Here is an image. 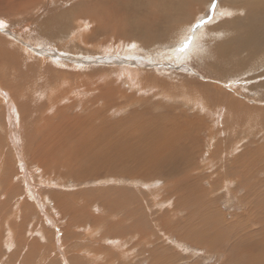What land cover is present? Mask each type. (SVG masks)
I'll list each match as a JSON object with an SVG mask.
<instances>
[{"label":"rangeland","instance_id":"rangeland-1","mask_svg":"<svg viewBox=\"0 0 264 264\" xmlns=\"http://www.w3.org/2000/svg\"><path fill=\"white\" fill-rule=\"evenodd\" d=\"M35 1L0 0V18L6 20L0 26V264H264V59L254 60L250 71L236 70L229 79L227 75L218 76L216 81L210 72L193 66L191 59L180 62L174 56L158 61L148 59L164 54L165 48L177 43L185 29L180 31L176 25L170 30L174 38L161 45L145 46L132 38H122L119 42L115 39L117 34L112 42L103 30L90 35L97 30V25L89 19L91 13L102 15L98 12L102 9L93 0ZM221 2L224 1L209 0L201 6L202 18L197 25L205 26L200 30L213 28L219 22ZM176 17L179 18V14ZM173 23L169 21L167 27ZM161 24L166 21L156 25ZM112 32H116L114 28ZM213 40L209 48L215 50V44L222 40L216 43ZM117 48L128 52L117 53ZM261 53L264 58V51ZM134 57H141L137 63L140 70L151 73L149 78L144 74L141 78L136 76L140 83L136 88L141 92L133 91L139 93V99L131 103L122 100L120 107L116 105L97 115L98 110L107 107L99 108L100 99L107 103L101 86L117 75L107 68L116 67L114 62L119 59ZM216 59L211 52L207 54L208 61H204L215 63ZM111 74L113 77L103 79ZM184 75L215 85L220 91L212 94H217L218 100L221 96L224 102L230 97L240 113L228 112L219 104L223 109L207 110L212 116L206 119L205 107L202 108L198 98L196 102L191 100L188 108L182 102L170 100L175 90L162 87L159 80L177 82L183 80ZM133 80L136 79L131 78ZM121 83L126 85L127 81ZM130 83L131 89L134 84ZM81 88L87 91L81 92ZM113 88L120 89L117 85ZM76 89L79 93L74 91ZM99 89L101 95H98ZM151 102L158 107L152 108ZM131 108L142 113L137 115L139 119L148 118L150 131L151 115H166L160 120L163 119L164 127L168 126V136L179 141L174 139L175 146L184 138L183 134L179 137L174 132L180 131V124L200 120L202 126L190 124L192 130L198 127L193 138H188V133L184 139L185 145H191L192 155L183 157L184 161L179 160L177 166L163 165L166 171L162 166L151 176L149 173L146 176L142 169L143 175H137L102 165L96 147L99 133L106 137H102L103 143L118 140L122 130L116 128L109 132L103 129L105 122L117 121V127L126 125L122 123L123 115L133 114ZM150 108L151 113H148ZM79 131L86 134L90 131L89 137L81 139L85 136H77ZM91 141L96 153L89 148ZM227 145L235 159L245 151L256 153H250L245 161H236L237 167H234L230 165L231 152L225 149ZM92 154H96L95 157ZM243 176L250 180L241 184ZM224 178L231 179L228 188L235 191L233 200L226 199ZM210 208L213 211L206 213ZM242 248L250 253L241 254Z\"/></svg>","mask_w":264,"mask_h":264},{"label":"bare ground","instance_id":"bare-ground-1","mask_svg":"<svg viewBox=\"0 0 264 264\" xmlns=\"http://www.w3.org/2000/svg\"><path fill=\"white\" fill-rule=\"evenodd\" d=\"M6 1V0H5ZM64 1V0H63ZM87 1V0H86ZM209 0H93L94 4L96 6H99L102 10H98V12L102 13L101 17L98 15H95V13H91V18L92 22H94L97 25V30H92V34L90 35H95L96 33L100 32L103 30L105 33V36L109 38V40L114 39V35L117 34V37L115 39H118L119 42L120 40L126 39V38H132L135 40H138L139 43L141 41L142 45L149 46V44H164L167 41H169L171 38H174L170 33H171V27L176 25L180 31L182 29H185L183 32H181V36H179L177 43L174 46H169L170 48H165V53H161L157 56L148 58L151 61H158L159 59L163 60L162 58L165 57V59H168L172 56L175 57V60L178 62L182 61L183 59L192 60V65L198 67L201 70L208 71L212 74V76H215L216 81L220 77H225L227 75V78L229 79V75H233V72L236 70H246L250 71L253 67L254 64L252 63L254 60H260L261 58V51H264V0H223L224 2H221V10H220V20L219 22L213 26V28H204L203 30H200L201 27L205 26H198V22L201 20L202 14L200 13V9L203 7L202 5L205 6V3L208 2ZM4 2V1H3ZM37 2V0L35 1ZM39 2V1H38ZM50 2V1H49ZM33 3V2H31ZM243 3L245 5H243ZM1 4V3H0ZM93 4V5H94ZM199 4V6H198ZM48 5V4H47ZM50 5V4H49ZM88 5V4H87ZM92 5V9L95 7V5ZM202 6V7H201ZM200 7V8H199ZM22 8V7H21ZM39 8V7H38ZM43 8V7H42ZM86 10V9H85ZM39 11V10H38ZM84 11V10H83ZM89 12V11H88ZM94 12V11H93ZM221 12H224L223 14ZM243 13L241 15L240 13ZM41 13V12H40ZM45 14V13H44ZM86 14V12H85ZM177 14H179V18H177ZM201 15V16H200ZM218 15V14H217ZM222 15V16H221ZM3 16V15H2ZM99 18H95V17ZM197 17V19H193L194 17ZM1 17V16H0ZM32 16H30L31 18ZM33 18V17H32ZM39 18V17H38ZM34 19V18H33ZM2 21H6L3 18H0ZM12 20V19H11ZM188 20V21H187ZM22 21V20H21ZM20 21V22H21ZM32 21V20H31ZM30 21V22H31ZM34 21V20H33ZM36 21V20H35ZM39 21V20H38ZM166 21V24H161V25H156L159 22ZM169 21H173V25L168 26L167 24ZM190 21V22H189ZM90 22V21H89ZM211 23L213 21H210ZM209 22V23H210ZM13 23L15 21L13 20ZM24 23V22H23ZM207 23V24H209ZM5 24V23H4ZM8 24V23H7ZM93 24V23H92ZM94 24V25H95ZM206 24V25H207ZM25 25V23H24ZM39 25V24H38ZM36 26V25H35ZM92 27V25H90ZM89 26V28H90ZM211 26V25H210ZM78 27V26H77ZM80 27V26H79ZM82 27V26H81ZM36 28V27H35ZM38 28V27H37ZM112 28L115 29L116 32H112ZM39 29V28H38ZM37 29V30H38ZM81 29V28H80ZM92 29V28H90ZM47 30V28H46ZM78 30V29H77ZM196 30V31H195ZM36 31V30H35ZM81 31V30H80ZM78 31V32H80ZM91 31V30H89ZM88 31V33H89ZM205 31H207L205 33ZM76 32V31H75ZM178 32V31H177ZM49 33V32H48ZM174 33V32H173ZM182 33L184 35L182 36ZM41 34V33H40ZM45 34V33H44ZM57 35V34H56ZM175 35V34H173ZM55 36V34H54ZM208 36V37H207ZM53 38V37H52ZM76 38H79L78 36ZM176 38V37H175ZM212 38H214L213 41L218 42L221 41L217 44H215V50L212 48H209L210 43L212 42ZM87 39V38H86ZM174 40V39H173ZM89 41V40H88ZM124 41V40H123ZM113 42V40H112ZM125 42V41H124ZM184 42H187V47L181 51L182 44ZM68 43V42H67ZM66 43V44H67ZM133 43V42H132ZM131 43V44H132ZM168 43V42H167ZM174 43V41H173ZM73 44V43H72ZM72 44H67V45H72ZM120 44V43H119ZM127 44V43H126ZM134 44V43H133ZM138 44V43H137ZM214 44V43H213ZM212 44V45H213ZM64 46V45H63ZM66 46V45H65ZM124 46V45H123ZM69 47V46H66ZM65 47V48H66ZM125 47V46H124ZM64 48V50H66ZM75 48V47H74ZM133 48V47H132ZM160 48V47H159ZM162 48V46H161ZM76 49V48H75ZM117 53H127L128 51H122V49L117 48ZM68 50V48H67ZM150 50V49H149ZM73 51V50H72ZM81 51V50H80ZM151 51V50H150ZM130 52V51H129ZM214 52L215 55L217 56L216 62L215 63H206L204 59L206 60L207 54ZM110 55V54H109ZM123 55V54H122ZM121 55V56H122ZM107 56V55H106ZM112 56V55H111ZM116 56V55H115ZM118 56V55H117ZM116 56V57H117ZM147 56V55H146ZM211 56V55H210ZM264 56V55H262ZM87 57V56H86ZM113 57V56H112ZM120 57V56H119ZM173 57V58H174ZM212 57V56H211ZM102 58V57H101ZM215 58V57H214ZM122 59V58H121ZM141 60V57H134L133 59H122V60H117L114 62L117 66L116 67H110L107 68L111 72L116 71V76L108 75L106 78H103L104 80L108 79L110 76L112 80L108 82L107 84L104 83L101 86L102 93L100 92L101 90L99 89V94L103 96L104 99H106L107 103H102L100 100L98 101L99 108L105 107L104 110L100 109L97 111V115H101L104 111H108L112 109L114 106L118 105L120 107V103L123 102L122 100L129 101L130 103L132 101H136L137 94L135 91L140 88H136V86H139V77L140 75L144 74V76L147 75L150 76L151 73L150 71L146 72L143 70H140L137 65L138 61ZM114 60V59H113ZM74 61V60H73ZM86 61V60H85ZM115 61V60H114ZM208 61V60H206ZM16 62V61H15ZM77 62V61H76ZM80 63V62H78ZM87 63V62H86ZM250 63V64H249ZM8 64V63H7ZM139 64V63H138ZM261 64V63H260ZM185 65V64H184ZM187 65V63H186ZM186 67V66H185ZM259 67V66H258ZM145 70V69H144ZM191 70V69H190ZM194 70V69H193ZM253 71V70H252ZM152 72V71H151ZM162 72V71H161ZM226 72V74L224 73ZM93 73V72H92ZM232 73V74H228ZM169 74V73H168ZM171 74V73H170ZM169 74V75H170ZM173 74V73H172ZM180 74V73H179ZM240 74V73H239ZM78 75V74H75ZM89 75V74H88ZM86 75V76H88ZM139 75L137 78L136 76ZM260 75V74H259ZM263 74H261L262 76ZM156 76V75H155ZM173 76V75H172ZM183 76V75H182ZM220 76V77H218ZM254 76V75H253ZM256 76V75H255ZM58 77V76H57ZM75 77V76H74ZM79 77V76H78ZM88 77H91L89 75ZM143 77V76H141ZM140 77V78H141ZM154 77V76H153ZM157 77V76H156ZM155 77V79H157ZM159 77V76H158ZM185 77V75H184ZM56 78V77H55ZM124 78V79H123ZM131 78H135L136 80L131 81ZM149 78V77H148ZM174 78V76H173ZM178 78V77H175ZM174 78V79H175ZM181 78V75H180ZM183 78V77H182ZM256 78V77H254ZM58 79V78H57ZM81 79V78H80ZM90 79V78H89ZM88 79V80H89ZM145 79V78H144ZM164 79V78H163ZM172 79V80H174ZM227 79V80H228ZM231 79V78H230ZM56 80V79H55ZM86 80L85 83L89 84ZM152 80V79H151ZM166 80V79H165ZM170 80V79H168ZM162 82L159 80V84L162 87H167L169 89L175 90L170 98L172 99L173 102H182L184 107H187L190 104V101H197V98L201 102L202 108L205 107L203 110L204 117L206 116L211 119L212 113L211 111L207 110H212L213 108L215 110L217 109H223L222 106L226 107L228 112H233L234 114L240 113L239 110L236 106V103L229 97L226 102H224L223 98L220 96V100H218L217 94H212L216 92V86L215 85H210L207 81L201 82L197 80V77H185L183 80L179 79V81L174 80L173 82ZM214 80V79H213ZM76 81V80H75ZM90 81V80H89ZM127 81V83H126ZM156 81V80H154ZM153 81V82H154ZM249 81V80H248ZM71 82V81H70ZM73 82V80H72ZM78 82V81H77ZM84 82V81H82ZM81 82V83H82ZM121 82H125L126 85L122 84ZM132 82L131 89L128 87L129 84ZM3 83V82H2ZM46 83V82H45ZM65 83V82H64ZM84 83V85H85ZM93 83V81H92ZM183 83V84H182ZM58 84V83H56ZM99 84V83H98ZM152 84V83H151ZM46 85V84H45ZM60 85V84H59ZM113 85L119 86L120 89L113 88ZM158 85V84H157ZM257 86V83L254 84V86ZM260 85V84H259ZM264 85V83H263ZM73 85H71L72 87ZM99 86V85H98ZM253 86V87H254ZM88 87V86H87ZM97 87V86H96ZM156 87V84H155ZM68 88V87H67ZM90 88V87H89ZM128 90H127V89ZM72 89V88H71ZM146 89V88H145ZM149 89V88H148ZM147 89V90H148ZM161 89V88H160ZM60 90V89H59ZM120 90V91H119ZM135 90V91H133ZM154 90V89H153ZM254 90V89H252ZM262 90V89H261ZM52 91V90H51ZM56 91V90H55ZM76 93H79V89L74 90ZM87 89H82L81 92H86ZM119 91V92H118ZM157 91V90H156ZM165 91V90H164ZM220 91V90H217ZM239 91V90H238ZM237 91V92H238ZM256 91V90H254ZM54 92V91H53ZM63 92V91H61ZM67 93V91H65ZM118 92V93H116ZM141 92V91H140ZM150 92V91H149ZM158 92V91H157ZM240 92V91H239ZM258 92V91H257ZM3 93V92H2ZM52 93V92H51ZM64 93V94H66ZM101 93V94H100ZM242 93V92H240ZM117 94H119L117 96ZM143 94V93H141ZM225 96V93H223ZM264 94V93H262ZM97 95V96H98ZM113 95L114 97H112ZM157 95V94H156ZM234 95V94H233ZM244 95V94H243ZM249 95V94H248ZM257 95V94H256ZM101 96V97H102ZM143 96V95H142ZM146 96V95H145ZM170 96V95H169ZM59 97V96H57ZM71 97V96H70ZM99 97V98H101ZM161 97V96H160ZM165 98V96H163ZM168 97V96H167ZM56 98V97H55ZM67 98V97H66ZM76 98V97H75ZM74 98V101H75ZM144 98V97H143ZM225 98V97H224ZM233 98V97H232ZM237 98V97H236ZM245 98V97H244ZM258 98V96H257ZM256 98V99H257ZM18 99V98H17ZM51 99V95H50ZM50 99L48 101H50ZM57 99V98H56ZM53 98V100H56ZM77 99V98H76ZM92 99V98H91ZM98 99V98H97ZM156 99V98H155ZM238 100V99H237ZM47 101V102H48ZM65 101V100H64ZM69 101V100H68ZM67 101V102H68ZM96 101V98L95 100ZM151 101V100H150ZM239 101V100H238ZM246 101V100H244ZM255 101V100H254ZM20 102V101H19ZM40 102V101H39ZM51 102V101H50ZM49 102V103H50ZM53 102V101H52ZM58 102V101H57ZM70 104V102H68ZM87 102V101H86ZM240 102V101H239ZM11 103L12 100L10 99L9 104L12 105ZM29 103V102H28ZM38 103V101L36 102ZM96 103V102H95ZM140 102V106H141ZM156 103V102H155ZM181 103V104H182ZM262 103V102H261ZM264 103V102H263ZM21 104V103H20ZM25 104V103H24ZM39 104V103H38ZM73 104V101L71 105ZM93 104V102H92ZM91 104V105H92ZM97 104V103H96ZM174 104V103H173ZM194 104V103H193ZM192 104V105H193ZM221 104V105H219ZM260 104V103H259ZM77 105V104H76ZM84 105V104H83ZM90 105V106H91ZM123 105V104H122ZM135 105V103H134ZM138 105V104H137ZM150 105V104H149ZM151 105H154V103ZM167 105V104H165ZM197 105H200L197 103ZM242 105V104H241ZM42 106V105H41ZM52 106L49 104V107ZM86 106V105H85ZM89 106V107H90ZM125 106V105H124ZM129 106V104H128ZM168 106V105H167ZM166 106V107H167ZM71 107V106H70ZM117 107V106H116ZM127 107V106H126ZM157 108V106L154 105L152 108ZM170 107V106H169ZM191 107V106H190ZM189 107V108H190ZM195 107V106H194ZM199 107V106H198ZM217 107V109H216ZM13 108V107H12ZM21 108V107H20ZM85 108V107H84ZM97 108V107H96ZM122 108V107H121ZM164 108V107H163ZM162 108V109H163ZM188 108V107H187ZM237 108V109H235ZM248 110L249 107L247 106ZM263 108V107H262ZM51 109V108H50ZM91 110V108H89ZM127 109V108H125ZM168 109V108H167ZM198 109V108H197ZM18 110V109H17ZM21 110V109H19ZM89 110V112H90ZM138 110V109H137ZM151 108L149 109L148 113L150 112ZM157 111V109H155ZM194 109H192L193 111ZM260 110V109H258ZM13 111V110H12ZM92 111V110H91ZM115 111V110H114ZM132 111V108H131ZM144 111V110H143ZM177 111V110H176ZM187 111V110H185ZM253 111V110H252ZM251 111V112H252ZM262 111V109H261ZM264 111V110H263ZM95 112V111H92ZM129 112V111H127ZM142 112V111H141ZM147 112V111H146ZM145 112V113H146ZM215 112V111H214ZM245 112V111H244ZM249 112V111H248ZM12 113V112H11ZM23 113V112H22ZM26 113V112H25ZM52 113V112H51ZM126 113V112H125ZM133 114L130 116H125L123 115V120L122 123H126V125H121L117 127L116 122H111L110 120L104 121V118L101 120L106 123L104 125L103 129H107L109 132H113L114 129L120 128L122 130V135L118 136L119 139L116 140L115 142L109 141L108 143H103L102 138L98 130H94L93 132H98L99 133V139L96 140V143H98L96 147L99 149V158L100 163L104 165L105 167L109 169L116 170L121 173H129V174H137V175H143V173L140 171L142 169L144 173L147 176V173L151 175L156 174V171L160 169L165 164H169L173 166H177L178 162L184 161L183 157L186 159V156L190 155L192 153L191 145L190 147L185 145L184 139L188 134V138L192 139L194 136V131L198 129L196 127L194 130L193 127L191 128L190 124H197L200 123V120L198 119H193L190 121H186L185 123L180 124V131L175 130L174 132H177L179 134L178 136L180 137V134L184 135V138L182 139V142L180 141L179 144H177V141L175 137L168 136L170 131L164 127L160 118L166 117V115H158L154 116L151 115V120L153 119L152 128L150 131V125L146 122L148 120L147 117H141L140 119L137 117V115H140L142 113H138L136 111H132ZM151 113V112H150ZM154 113V112H153ZM174 113V112H173ZM186 113V112H185ZM195 113V112H194ZM243 113V109H242ZM258 113V111H257ZM255 112V114H257ZM184 114V113H183ZM192 114V113H191ZM202 114V113H201ZM230 114V113H229ZM246 114V113H245ZM13 115V114H12ZM93 115V114H92ZM96 115V116H97ZM169 115V114H168ZM175 115V114H174ZM182 115V114H181ZM185 115V114H184ZM203 115V114H202ZM201 115V116H202ZM243 115V114H242ZM252 115V114H251ZM28 116V115H27ZM172 117V115H170ZM194 116V115H193ZM200 115L198 114V117ZM216 117V115H214ZM257 116V115H256ZM259 116V113H258ZM90 117V114H89ZM98 117V116H97ZM124 117L128 118V121L125 120ZM132 117V118H131ZM134 117V119H133ZM183 117V116H182ZM219 117V116H217ZM261 117V116H260ZM86 118V117H85ZM186 118V116H185ZM189 118V117H187ZM264 118V117H263ZM87 119V118H86ZM85 119V124L87 126V120ZM94 119V118H93ZM115 119V118H114ZM120 119V118H119ZM200 119V118H199ZM217 119V118H215ZM262 119V117H261ZM48 120V119H47ZM46 120V121H47ZM166 120V119H165ZM168 120V118H167ZM182 120V118H181ZM233 120V119H232ZM238 120V119H237ZM236 120V121H237ZM92 121V118L90 122ZM208 121V120H207ZM213 121V120H212ZM216 121V120H215ZM219 121V120H218ZM262 121V120H261ZM43 122V121H42ZM45 122V120H44ZM43 122V123H44ZM99 122V121H98ZM103 122V123H104ZM211 122V121H210ZM102 123V124H103ZM178 123V122H177ZM264 123V122H263ZM39 124V123H38ZM45 124V123H44ZM97 124V123H96ZM95 124V125H96ZM109 124V125H108ZM187 124V126H185ZM40 125V124H39ZM42 125V123H41ZM93 127H92V126ZM91 129L94 128V125L91 124ZM166 125V124H165ZM168 125V124H167ZM179 125V124H178ZM29 126V125H28ZM51 126V125H50ZM101 126V125H100ZM210 126V125H209ZM228 126V125H227ZM264 126V125H263ZM52 127V126H51ZM50 127V128H51ZM58 127V126H57ZM88 127V126H87ZM96 127V126H95ZM195 127V126H194ZM230 127V126H229ZM37 128V127H36ZM53 128V127H52ZM51 128V129H52ZM209 128V127H208ZM228 128V127H227ZM96 129V128H95ZM99 129V128H98ZM119 129V130H120ZM253 129V128H252ZM258 129V128H257ZM55 130V129H54ZM89 130V127H88ZM93 130V129H92ZM91 130V131H92ZM148 132H147V131ZM174 130V129H173ZM186 130H189L188 132ZM246 130V129H245ZM262 129H260L261 131ZM264 130V129H263ZM13 131V130H12ZM61 131V130H60ZM102 131V130H101ZM36 132V131H35ZM54 132V131H53ZM56 131L55 133H57ZM90 132V131H89ZM89 132L86 134L85 132H78L77 136H81L84 134L85 137L83 138H88L89 137ZM117 132V131H116ZM121 132V131H120ZM16 133V132H15ZM14 133V134H15ZM23 133V132H22ZM38 133V132H37ZM36 133V134H37ZM52 133V132H51ZM54 133V134H55ZM97 133V134H98ZM103 133V132H102ZM244 133V132H243ZM258 133V131H257ZM261 133V132H260ZM40 134V133H39ZM58 134V133H57ZM92 134V133H91ZM97 134H94L97 136ZM19 135V134H18ZM26 135V134H25ZM74 135V134H73ZM93 135V136H94ZM107 135V134H106ZM114 135V134H113ZM119 135V133L117 134ZM173 135V134H172ZM176 136V133L174 134ZM54 136V135H53ZM56 136V134H55ZM70 136V135H69ZM27 137V136H26ZM72 137V136H71ZM95 137V136H94ZM177 137V136H176ZM215 137V136H214ZM53 138V137H52ZM64 138V137H63ZM97 138V137H96ZM27 139V138H25ZM36 139V138H35ZM59 139V138H58ZM94 139V138H93ZM107 139H109L107 137ZM177 141L175 146L173 143H175V140ZM90 140V139H89ZM179 140V139H178ZM24 141V140H23ZM106 141V140H105ZM114 141V139H113ZM54 142V141H53ZM107 142V141H106ZM30 143V142H29ZM55 143V142H54ZM188 143V142H187ZM190 143V141H189ZM58 144V143H57ZM95 144V143H94ZM181 144V145H180ZM260 144V142H259ZM53 145V144H51ZM223 144H220V146ZM88 147V146H87ZM54 148V147H52ZM52 148L50 149L52 151ZM89 148L92 149L93 152L96 150L93 149V142L91 141V144L89 145ZM88 148V149H89ZM57 149L58 146H57ZM55 148V150L57 151ZM228 150L230 153V156L233 154V150L230 149V147L227 145L225 148ZM224 149V150H225ZM33 151V150H32ZM55 151V152H56ZM43 152V151H42ZM48 152H50L48 150ZM91 152V153H93ZM221 152V151H219ZM96 153V152H95ZM250 153L253 155L256 153V151H245L244 153L238 155V157L235 159V155L229 156L230 159V165L231 166H236L237 162L240 160L245 161L246 158L250 157ZM37 154V153H36ZM33 155V156H36ZM220 154V153H219ZM39 155V154H38ZM42 155V154H41ZM50 155V154H49ZM93 155V154H92ZM96 155V154H94ZM93 155V156H94ZM192 155V154H191ZM190 155V156H191ZM218 155V154H217ZM26 156V155H25ZM52 156V155H50ZM49 156V158H50ZM91 156V157H93ZM189 156V157H190ZM95 157V156H94ZM42 158V157H41ZM33 159V158H32ZM37 159V158H36ZM44 159V158H43ZM187 159H190L187 157ZM263 160V158H260ZM180 160V161H179ZM33 161V160H32ZM175 161V162H174ZM35 161H33L34 163ZM38 162V161H37ZM41 162V161H39ZM38 162V163H39ZM174 162V163H173ZM188 163V161H186ZM99 163V162H98ZM191 164L192 162L189 161ZM42 164V163H41ZM96 164V160L93 161V165ZM167 164V165H168ZM40 166V164H38ZM43 165V164H42ZM140 165L138 169H135L134 167ZM38 166V167H39ZM43 167V166H42ZM166 167V166H165ZM185 167V166H184ZM183 167V168H184ZM237 167V166H236ZM93 168H96L93 166ZM170 168V167H169ZM163 166V170H164ZM162 170V171H163ZM168 170V169H167ZM184 170V169H183ZM146 171V172H145ZM166 171V169H165ZM172 171V168H171ZM170 172V169H169ZM165 173V172H164ZM10 177V176H9ZM238 177V176H237ZM158 179V178H157ZM248 178H244V176L241 178L240 182L241 184L246 183ZM224 188L227 190L226 193V199H232L233 200V195L235 194L234 189H229V182L231 181L230 178H224ZM188 184V183H187ZM186 185V184H185ZM262 187V186H261ZM213 189V188H212ZM214 190V189H213ZM182 191V190H180ZM212 192V191H211ZM182 193V192H181ZM190 193V192H189ZM224 193V195H225ZM169 195V194H168ZM190 195V194H189ZM242 199V198H241ZM248 199V198H247ZM246 199V200H247ZM230 201V200H228ZM239 201V200H238ZM244 201V200H243ZM250 204V203H249ZM264 202L262 201V205ZM255 206V205H254ZM249 210H252L251 208ZM128 211V210H127ZM213 211L212 208L208 209L207 212ZM248 212V211H247ZM126 213V212H125ZM249 213V212H248ZM223 217V216H222ZM209 221H212L210 219ZM131 222V221H130ZM130 224V223H129ZM119 226V225H118ZM135 227V226H134ZM141 228V227H140ZM122 229H119V232ZM129 231V230H128ZM132 231V230H130ZM121 233V232H120ZM124 234V232H123ZM149 235V234H148ZM137 237V236H136ZM142 237V236H141ZM148 239V238H147ZM193 242V241H192ZM196 243V242H194ZM198 245V244H197ZM236 248L235 244L233 243V250ZM240 250V249H239ZM235 253V251H233ZM241 254H249L250 250L247 248H242L240 251ZM236 254V253H235ZM228 255V252H227ZM162 257V256H161ZM164 258V257H163ZM227 259V258H226ZM232 259V258H231ZM230 260V258H229Z\"/></svg>","mask_w":264,"mask_h":264},{"label":"snow or ice","instance_id":"snow-or-ice-1","mask_svg":"<svg viewBox=\"0 0 264 264\" xmlns=\"http://www.w3.org/2000/svg\"><path fill=\"white\" fill-rule=\"evenodd\" d=\"M210 2H211V0H210ZM4 25V21H2V20H0V26H3ZM134 46V45H133ZM188 45H187V42H184L183 44H182V47H181V51H183L186 47H187Z\"/></svg>","mask_w":264,"mask_h":264}]
</instances>
